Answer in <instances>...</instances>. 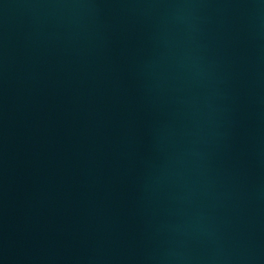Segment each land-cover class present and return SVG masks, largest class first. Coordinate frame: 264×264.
Segmentation results:
<instances>
[{
    "label": "water",
    "instance_id": "95a60500",
    "mask_svg": "<svg viewBox=\"0 0 264 264\" xmlns=\"http://www.w3.org/2000/svg\"><path fill=\"white\" fill-rule=\"evenodd\" d=\"M0 264H264V0H0Z\"/></svg>",
    "mask_w": 264,
    "mask_h": 264
}]
</instances>
